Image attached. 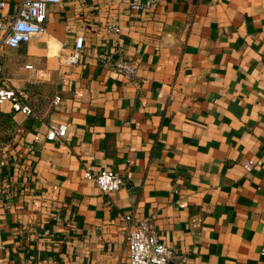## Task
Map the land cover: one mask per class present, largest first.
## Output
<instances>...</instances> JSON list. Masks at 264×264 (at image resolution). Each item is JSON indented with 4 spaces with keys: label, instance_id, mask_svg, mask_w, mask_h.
<instances>
[{
    "label": "crops",
    "instance_id": "1",
    "mask_svg": "<svg viewBox=\"0 0 264 264\" xmlns=\"http://www.w3.org/2000/svg\"><path fill=\"white\" fill-rule=\"evenodd\" d=\"M132 1L50 3L40 33L0 47L38 113L0 104L2 264H131L125 214L150 221L167 264H264V160L244 166L264 152V0ZM102 50L136 78L101 65ZM54 122L67 129L47 139ZM87 168L125 182L104 193Z\"/></svg>",
    "mask_w": 264,
    "mask_h": 264
},
{
    "label": "built area",
    "instance_id": "2",
    "mask_svg": "<svg viewBox=\"0 0 264 264\" xmlns=\"http://www.w3.org/2000/svg\"><path fill=\"white\" fill-rule=\"evenodd\" d=\"M6 1L0 0V7L4 6ZM57 1L59 0H18L16 10L11 18L4 19L0 17V47L3 44L16 47L29 41L33 35L40 33L45 27L44 22L48 4ZM155 1L145 0V2H140L136 0L132 1L131 5L133 7H147L153 5ZM118 30L115 21L109 22L106 26V31L109 33H116ZM84 41L82 34L75 35L72 49L62 58L64 64L70 65L79 62ZM96 58L101 65L110 67L127 79L134 80L137 76V65L129 58H115L109 50L99 51ZM26 66L32 67L31 64H26ZM59 99V96H55L54 101L58 102ZM4 100L10 102L11 109L14 111H20L28 116H38L34 106L28 101L26 90L11 82L5 72L4 63L0 56V104ZM66 129L67 126L64 122L51 123L45 137L47 139L61 138ZM38 138V135L34 136V140H38ZM29 148H34L33 142L29 143ZM263 160L264 152L256 158H249L244 166L251 168L254 165L261 164ZM4 163V160L0 159V165ZM84 177L92 180L104 193L119 189L125 182L124 176L113 168H102L98 172H93L87 168L84 171ZM124 219L129 223L126 240L131 264H167L171 261L174 256L173 249L161 242L158 233L147 218H132L131 214H125ZM260 251L264 254V245L260 248ZM2 261L3 256L0 245V264H2ZM174 264L195 263L187 262L183 256L180 261Z\"/></svg>",
    "mask_w": 264,
    "mask_h": 264
}]
</instances>
